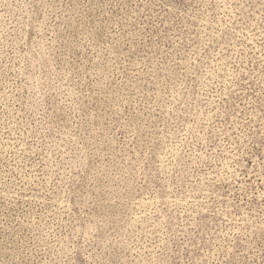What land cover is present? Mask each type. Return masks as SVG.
I'll list each match as a JSON object with an SVG mask.
<instances>
[{
    "label": "rangeland",
    "instance_id": "374dc122",
    "mask_svg": "<svg viewBox=\"0 0 264 264\" xmlns=\"http://www.w3.org/2000/svg\"><path fill=\"white\" fill-rule=\"evenodd\" d=\"M0 264H264V0H0Z\"/></svg>",
    "mask_w": 264,
    "mask_h": 264
}]
</instances>
